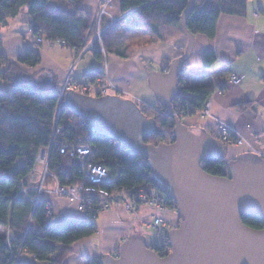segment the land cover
I'll list each match as a JSON object with an SVG mask.
<instances>
[{
  "label": "trees",
  "instance_id": "obj_1",
  "mask_svg": "<svg viewBox=\"0 0 264 264\" xmlns=\"http://www.w3.org/2000/svg\"><path fill=\"white\" fill-rule=\"evenodd\" d=\"M50 0H0V29L9 20L19 17L23 9L31 17L30 30L33 37L42 42L58 43L68 46L78 53L93 37L94 14L87 13L81 8L74 11L50 10ZM248 0H218L216 6H210V0H195L186 16V27L194 35L202 34L211 38L216 32L219 14L244 15ZM188 0H120V9L124 16L116 23L108 25V20L101 16L99 23L101 45L104 55L117 53L129 56V46L119 51L118 42L123 25L146 28L150 33V41H165L184 35L180 28V18ZM126 50V51H125ZM94 55L101 61V51L94 50ZM181 53L177 54L179 56ZM163 61L162 71H167L174 59ZM215 60V52L210 50L202 58L203 67L208 68ZM41 63L39 48L25 49L15 59H10L0 38V82L9 85L8 92L0 91V264H63L76 240L86 238L97 232L96 216L65 220L61 225H55L54 213L48 214L46 201L35 198L37 183L31 179L29 173L34 170L36 155L41 148L49 146L51 130L54 122L64 126L62 137L69 144L79 139L91 145L92 159L107 165L113 182L108 189H128L145 185L154 186L150 178L146 158L132 153L119 142L107 136L92 132L90 125L80 119L62 101L58 104L60 90L52 79L51 73L44 69L34 71ZM184 66V65H183ZM181 67L177 78V91L172 99V107L177 114L190 116L199 113L202 105L211 96L214 86L200 84L183 87L184 71ZM50 73L51 81H37L41 73ZM93 77H100L102 70L93 69ZM94 96L100 97L96 94ZM137 105V104H136ZM245 109L246 104H237ZM144 116L154 120V129L143 137L145 143H170L173 137V118L168 114H160L154 109L137 105ZM158 108L167 109L158 101ZM225 146L228 144L222 141ZM47 170L43 184L47 187L57 181L60 185L79 183L81 177L77 173V166L66 153H59L54 147L49 152ZM19 159L24 160L22 166L15 168ZM231 162L224 160L223 155L210 158L201 164L203 170L210 174L226 176ZM169 205H175L168 198ZM178 216V215H177ZM179 217V216H178ZM244 224L253 228L264 226L263 220L254 216L241 215ZM3 230V233L1 232ZM168 240L163 238L160 245L150 249L164 251ZM61 246L60 249L57 246ZM19 251L20 258L14 263V255ZM27 254L30 261L24 260ZM167 251L157 255L164 256ZM89 264H99V259Z\"/></svg>",
  "mask_w": 264,
  "mask_h": 264
},
{
  "label": "crops",
  "instance_id": "obj_2",
  "mask_svg": "<svg viewBox=\"0 0 264 264\" xmlns=\"http://www.w3.org/2000/svg\"><path fill=\"white\" fill-rule=\"evenodd\" d=\"M210 1V6H216L218 2ZM103 3L107 6L104 14L106 20L120 17V0H50L48 8L71 12L78 7L87 13L95 14ZM246 6L244 15L229 16L220 13L213 37L195 35L192 53L183 71L184 87L212 84L214 90L208 99L211 106L209 116L193 114L181 116V119L188 128H204L210 132L213 131L215 122L225 121L232 128L231 137L234 139L225 146L223 158L228 162H235L241 156H253L259 158L258 161H262L264 157V0H248ZM22 11V18L9 20L8 24L0 29L4 49L13 60L25 49L39 48L41 63L27 70H48L56 82L57 89L61 87L71 68L73 76L79 81L88 75L92 78V70L99 69L110 77L118 88L130 91L131 96L149 105H157L158 99L148 86L146 73L151 69L147 70V67L156 64L153 71L160 70L164 60L176 57L187 44L184 35L151 42L150 33L146 28L125 25L121 29L120 38L129 33V43H137L143 38L149 41L146 40V45L134 52L133 56L124 57L112 52L104 55L100 61L90 50L82 54L71 47L55 46L53 43H47L45 46L41 43L37 46L35 38L28 39L20 33V26L25 23L27 32L31 34L28 31L31 17L26 9ZM210 50L215 52V60L210 67L204 68L202 58ZM232 73L241 76L238 83L229 81ZM237 104H246L245 109L238 108ZM238 138H241L243 143H236ZM45 199L51 202V210L54 213L52 221L55 225H61L65 220L82 218L75 204L67 199L48 195ZM164 216L170 226L178 219L175 210ZM96 220L97 232L76 240L63 264H89L100 256L114 254V249L124 239H140L141 235L146 234L144 230L147 228L121 207L98 215ZM151 239L152 244H146L149 247L161 242L154 232ZM60 247L57 246L58 249ZM30 259L31 257L25 254L24 260L28 262Z\"/></svg>",
  "mask_w": 264,
  "mask_h": 264
},
{
  "label": "water",
  "instance_id": "obj_3",
  "mask_svg": "<svg viewBox=\"0 0 264 264\" xmlns=\"http://www.w3.org/2000/svg\"><path fill=\"white\" fill-rule=\"evenodd\" d=\"M194 2L188 0L180 18L187 41L184 53L167 71H148V86L173 118L170 143L142 141L153 131L154 120L130 99L74 89L62 97L92 132L146 158L154 186L173 202L181 218L165 236L171 250L164 256L142 239L130 237L120 243L117 255L102 256L99 264H264V226L249 227L241 220V215H250L264 222V160L231 162L226 176L203 170V162L224 154L225 144L204 128H188L172 107L178 73L195 43V35L186 27ZM50 76L44 72L36 80L49 82Z\"/></svg>",
  "mask_w": 264,
  "mask_h": 264
},
{
  "label": "built area",
  "instance_id": "obj_4",
  "mask_svg": "<svg viewBox=\"0 0 264 264\" xmlns=\"http://www.w3.org/2000/svg\"><path fill=\"white\" fill-rule=\"evenodd\" d=\"M103 11L104 10L100 9L98 11V15L95 17V21L97 23V35L91 39L87 45H84L85 50H94L96 48L95 44L99 46L97 47L98 50H103V46L100 43L101 31L99 30V19L104 13ZM38 40L41 41L40 38H38ZM58 43L62 44L63 41L59 40ZM64 79L63 84L59 88L60 93L58 104H60V98L69 89L79 91L82 90L87 93L93 92L99 95L108 93V90H113L110 88L112 84H110L111 86L106 85L103 81L101 82V80H97V83L95 84L91 81L93 78L90 76H85V79L79 81L74 78L71 70ZM240 80L241 76L235 73H232L229 79L231 83H238ZM112 88L118 89L114 85ZM203 106L204 107L199 112L201 114L200 116H209V101H206ZM146 107L154 109L160 114H167V112L161 108L149 104H146ZM54 123L55 124L53 125L50 133L51 136L48 144L49 146L39 149L36 155V161L40 160V157L42 160L45 158L43 163L46 167L50 150L57 147L60 154L66 153L68 157L75 162V166H77V173L79 174V177H81V181L79 183L69 185H60L57 181H55V184L52 185H55L53 187V191L57 194L69 195L70 199L79 197V199H81V204H79L78 210L83 218H93L97 215V213H102L107 210L109 205L125 208L127 212H131L135 215L138 214L141 207H144L145 211L149 209L151 212H149L148 215L140 217L142 220L141 224L144 228L153 230L154 235L161 240L158 245L162 244L163 238L171 229L168 219L164 216V214L171 212V210L176 211V208L173 205H169L167 196L164 195L162 191H159L155 186L146 188L145 185L141 184L128 189H108L106 186L111 184L114 179H112L111 175H109L107 165L103 162L92 159L93 155L91 154V145L81 139L72 145L67 143L66 138L61 136L62 132H64V126L62 124L57 125L56 122ZM213 127L222 141H226L228 144L233 142L234 139L231 137L232 128L225 121L217 122L213 125ZM241 141V138L236 139V143H240ZM46 172L49 173L47 170ZM30 174L31 173H29V176ZM117 251L118 247L116 248L114 255H117ZM18 255L19 251L16 255H14V263L19 260L20 256Z\"/></svg>",
  "mask_w": 264,
  "mask_h": 264
},
{
  "label": "rangeland",
  "instance_id": "obj_5",
  "mask_svg": "<svg viewBox=\"0 0 264 264\" xmlns=\"http://www.w3.org/2000/svg\"><path fill=\"white\" fill-rule=\"evenodd\" d=\"M106 5L103 3L102 5H101V9L102 10H104L103 12V14H102V16L104 17V14L106 13L105 12V9H106ZM23 12V11H22ZM22 12L19 14V17L20 18H22L23 17V15H22ZM120 16H124V14H123V12H122V14L120 15ZM123 26H125V25H123ZM122 26V27H123ZM127 26V25H126ZM21 28L19 29L20 30V33L22 34V35H25V37H27L28 39H34L35 38V41L36 42H38L39 43V40H38V37L36 38V37H32L31 36V34H29L28 32H27V26H26V24L25 23H23V24H21V26H20ZM93 27V30H94V35H93V37L91 38V39H93L96 35H97V28H96V26H92ZM31 28H29V32L31 33V30H30ZM141 29H145L144 27L143 28H141ZM99 30L100 31H102L103 29L100 27V25H99ZM121 33V32H120ZM130 34L129 33H126L125 34V37L124 38H120L119 37V42H118V48H119V51H122V50H124L125 48H126V46L127 47H129V46H131L132 47V51L130 52L129 50H128V48H126L127 49V51H126V53H129L128 55L129 56H133V53L134 52H136L138 49H140V48H143L144 47V45H146V40L147 39H142V40H138V42L136 43V42H133V43H129L128 42V40H131V39H129V38H131L130 36H129ZM120 36H121V34H120ZM90 39V40H91ZM89 40V41H90ZM149 40H147V42H148ZM35 42V43H36ZM43 43V45L45 46V44H47V43H49V42H47V41H44V42H42ZM89 42H87L86 43V45L88 44ZM100 43H101V40H100ZM49 44H52V43H49ZM54 45L56 46V45H59V46H63V43L62 44H57V43H54ZM58 46V47H59ZM97 47H99L98 45H97ZM90 51H94L93 49H89ZM89 50H85V46L79 51V52H81L82 54L84 53V52H88ZM99 51H101V53H102V55L104 56V51L103 50H99ZM129 56H127L126 55V57H129ZM80 57V56H79ZM148 69L147 70H149V69H151V70H154V69H156V64L154 65V64H150V67H147ZM71 70V72L73 73V68H71L70 69ZM69 70V71H70ZM160 71H162L161 69H160ZM164 72V71H163ZM69 73V72H68ZM67 73V74H68ZM89 76V75H88ZM146 76H147V79H148V73H146ZM97 80H101V82L103 81L104 82V84H106V85H110V84H112V86L114 85V86H116V87H118L116 84H115V82L110 78V77H108L107 75H104V73L102 74V76H100V77H93V79L91 80L93 83H97ZM183 83H184V81H183ZM183 83H182V85H183ZM111 86V85H110ZM112 86L110 87L111 89H113V90H108L107 92L108 93H106V94H109V95H113V94H115V95H118V96H120V97H122V98H127V99H130V100H132L135 104H137V105H139V106H144L145 108H149V107H146V104H148V103H145V102H143L142 100H140L139 98H137V97H133V96H131V93H130V91H128V90H125V89H114V88H112ZM184 86V85H183ZM149 88H150V86H149ZM9 89H10V87H9V85L8 84H6V83H4V82H0V91L1 92H8L9 91ZM150 90H151V88H150ZM78 91V90H77ZM152 91V90H151ZM91 95H93L94 93L93 92H91L90 93ZM94 96V95H93ZM63 97V96H62ZM62 97L60 98V103L62 102ZM58 100H59V97H58ZM58 103H59V101H58ZM60 105V104H59ZM151 109V108H150ZM153 110V109H152ZM235 142H236V140H235ZM241 143H243V140L240 142V143H238V144H241ZM37 158V157H36ZM238 160H240V159H244V160H247V159H249V160H253V161H258L259 160V158H256V157H253V156H251L250 158H248L247 156H241V157H238L237 158ZM45 160V158L42 160V158L40 157V160H38V161H36V163H35V165H34V170H32L30 173V176H31V179H34V181L37 183V187L35 188V190H37V194H36V197L35 198H39V199H43V200H45L46 201V203H45V208L47 209V211H48V214H49V212H50V214H51V211H50V208H51V202L49 201V200H47V199H45V196L46 195H48V197H52V196H56V197H58V198H64V199H67L68 201H70V202H72L73 204H75V206H76V209L78 210V206H79V204H81V202H80V200L81 199H79V197H76V198H74V199H70V197H69V195H66V194H63V195H61V194H57V193H55L54 191H53V187L55 186H50V187H47L46 185H44L43 184V181H44V177L46 176V175H48V176H50L49 175V173H47L46 172V170H47V168L44 166V163H43V161ZM263 160H264V157H263ZM24 164V160L23 159H19L18 160V162L15 164V168L16 167H18V166H22ZM48 171V170H47ZM46 173V174H45ZM45 174V175H44ZM44 175V176H43ZM53 184H55V182H53ZM46 194V195H45ZM102 200H103V198H102ZM96 201V200H95ZM113 208H118L117 206H114V205H109L108 207H107V210H105V211H103L102 213H97V215H96V218H97V216L98 215H100V214H103V213H106L108 210H110V209H113ZM122 208V207H121ZM145 208L144 207H141L140 208V210H139V212H138V214L137 215H135V214H133V213H131V212H127L128 214L130 213L131 215H132V217L136 220V221H138V222H140L141 223V218L140 217H143V215H148L149 214V212H151L149 209L148 210H144ZM124 210H126L125 208H124ZM79 211V210H78ZM80 212V211H79ZM52 214H53V211H52ZM81 214V213H80ZM81 217H82V215H81ZM83 218V217H82ZM142 225V224H141ZM129 227V226H128ZM172 228V227H171ZM3 230L4 229H1V232L3 233ZM145 231V235H141V237H140V239H142L143 241H144V243L145 244H148V245H151L152 244V237H153V230H151V229H149V228H147V229H145L144 230ZM155 239V238H154ZM121 243V242H120ZM120 245V244H119ZM117 247H119V246H117ZM116 247V248H117ZM151 247H153V245L151 246ZM116 248L114 249V251H113V253L116 251ZM24 255H25V253H23ZM115 254V253H114ZM114 254H112V255H114ZM27 255V254H26Z\"/></svg>",
  "mask_w": 264,
  "mask_h": 264
},
{
  "label": "flooded vegetation",
  "instance_id": "obj_6",
  "mask_svg": "<svg viewBox=\"0 0 264 264\" xmlns=\"http://www.w3.org/2000/svg\"><path fill=\"white\" fill-rule=\"evenodd\" d=\"M96 15H98V13H95L94 14V18H93V24H94V26H97V23H96V21H95V17H96ZM121 17L122 16H120V17H118V18H110V20H108V25L107 26H110L111 24H114V23H116L118 20H120L121 19ZM100 20V19H99ZM99 25H100V23H99ZM103 31V30H102ZM101 31V32H102ZM101 32H100V34H101ZM185 37V36H184ZM186 39V38H185ZM100 40H101V36H100ZM96 45V48H95V50H98V48H97V44H95ZM184 49H185V47L183 48V50L181 51V54H183L184 53ZM192 53V52H191ZM180 54V55H181ZM191 55V54H190ZM189 55V56H190ZM189 58V57H188ZM188 60V59H187ZM187 60H186V62H187ZM185 62V64H184V66H182L183 68H185V65L187 64ZM75 78V77H74ZM92 78H93V76H92ZM184 87V86H183ZM118 88V87H117ZM118 89H120V88H118ZM79 91V90H78ZM80 91H82V90H80ZM83 92V91H82ZM84 93H87V92H84ZM87 94H90V93H87ZM91 95V94H90ZM93 95H96L95 93L93 94ZM102 95H105V94H102ZM101 95V96H102ZM208 101V100H207ZM206 102V101H205ZM204 102V103H205ZM157 104H158V100H157ZM204 105V104H203ZM202 105V106H203ZM155 106H157V105H155ZM209 106H210V101H209ZM204 107V106H203ZM202 107V108H203ZM201 108V109H202ZM210 111H211V106H210ZM200 112V111H199ZM176 113V112H175ZM168 114V113H167ZM177 114V113H176ZM199 116L201 115L200 113H197ZM178 116H180V118H181V113L179 112V114H177ZM186 116V115H185ZM217 122H220V121H217ZM217 122H215V123H217ZM214 123V124H215ZM207 131H209V130H207ZM210 132V131H209ZM211 134H212V136L214 135L216 138H218V139H220L221 140V138H219V136H218V134H217V132L215 131V129H214V127H213V131L212 132H210ZM222 141V140H221ZM168 198V197H167ZM181 221V218L180 217H178V219H177V221H176V223L175 224H173V226H170V227H172V228H174V227H176L178 224H179V222ZM154 251H155V253H157V254H161V253H163L164 251H170L171 249H170V247H169V245L167 244L165 247H164V251H160V250H155V249H153Z\"/></svg>",
  "mask_w": 264,
  "mask_h": 264
},
{
  "label": "bare ground",
  "instance_id": "obj_7",
  "mask_svg": "<svg viewBox=\"0 0 264 264\" xmlns=\"http://www.w3.org/2000/svg\"><path fill=\"white\" fill-rule=\"evenodd\" d=\"M90 95V94H89ZM152 106H155V105H152Z\"/></svg>",
  "mask_w": 264,
  "mask_h": 264
}]
</instances>
